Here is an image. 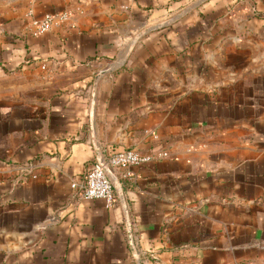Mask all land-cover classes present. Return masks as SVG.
<instances>
[{
  "label": "crops",
  "instance_id": "0c3cea01",
  "mask_svg": "<svg viewBox=\"0 0 264 264\" xmlns=\"http://www.w3.org/2000/svg\"><path fill=\"white\" fill-rule=\"evenodd\" d=\"M130 148L168 155L72 188ZM257 261L264 0H0V264Z\"/></svg>",
  "mask_w": 264,
  "mask_h": 264
},
{
  "label": "built area",
  "instance_id": "2783aa9c",
  "mask_svg": "<svg viewBox=\"0 0 264 264\" xmlns=\"http://www.w3.org/2000/svg\"><path fill=\"white\" fill-rule=\"evenodd\" d=\"M76 11L64 10L57 13H47L40 19H35L30 30L34 34H42L55 27L71 28ZM168 153L158 155L142 153L136 149L112 150L108 155L97 154V163L88 171L82 183L72 182V188L77 189L82 197L87 199H104L108 206L117 200L114 189V176L122 169L132 165H140L159 157H165ZM247 264H264V261L249 262Z\"/></svg>",
  "mask_w": 264,
  "mask_h": 264
},
{
  "label": "water",
  "instance_id": "95a60500",
  "mask_svg": "<svg viewBox=\"0 0 264 264\" xmlns=\"http://www.w3.org/2000/svg\"><path fill=\"white\" fill-rule=\"evenodd\" d=\"M114 177H115V176H114ZM128 230L130 231V234H131L132 227H129Z\"/></svg>",
  "mask_w": 264,
  "mask_h": 264
}]
</instances>
